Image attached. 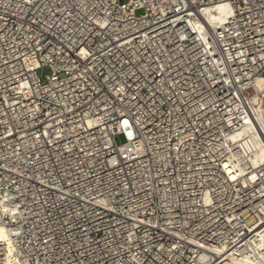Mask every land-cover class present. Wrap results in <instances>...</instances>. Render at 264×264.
<instances>
[{
    "label": "built area",
    "instance_id": "obj_1",
    "mask_svg": "<svg viewBox=\"0 0 264 264\" xmlns=\"http://www.w3.org/2000/svg\"><path fill=\"white\" fill-rule=\"evenodd\" d=\"M260 78L264 0H0V264H264Z\"/></svg>",
    "mask_w": 264,
    "mask_h": 264
},
{
    "label": "bare ground",
    "instance_id": "obj_2",
    "mask_svg": "<svg viewBox=\"0 0 264 264\" xmlns=\"http://www.w3.org/2000/svg\"><path fill=\"white\" fill-rule=\"evenodd\" d=\"M230 14H231L230 9L225 4H218L215 6L208 7L204 9L201 13L203 19L215 27L224 24L228 19V17L230 16ZM257 87L259 92H261L264 95V79L260 78L257 80ZM262 102L263 101H261L260 98L255 97L254 105H255V112L257 113V124L264 129V110L261 107ZM248 123L252 125L246 126L242 131L233 135L232 140L237 142L246 139L245 140L246 144L243 145V148L245 151H247L248 149L254 152V157L252 161L253 163L258 164L260 163V161L264 160V149L262 148L258 136L256 135V130H257L256 123L254 122L252 123L251 121H249ZM0 211L3 212L5 211L4 206L1 204V202H0ZM259 236L261 238L264 237V229L259 234ZM9 240L10 239L7 229L4 226L0 225V243L8 244V250L11 251ZM220 255L223 254L220 253ZM3 264H16V263L13 262L11 256L8 255L6 260L3 262ZM218 264H256V263L247 261L245 259L224 258Z\"/></svg>",
    "mask_w": 264,
    "mask_h": 264
},
{
    "label": "rangeland",
    "instance_id": "obj_3",
    "mask_svg": "<svg viewBox=\"0 0 264 264\" xmlns=\"http://www.w3.org/2000/svg\"><path fill=\"white\" fill-rule=\"evenodd\" d=\"M49 73H50V70H49L48 68H46V69H44V70H42V71L40 72V75H41V77H42L43 79H46V76H47Z\"/></svg>",
    "mask_w": 264,
    "mask_h": 264
}]
</instances>
